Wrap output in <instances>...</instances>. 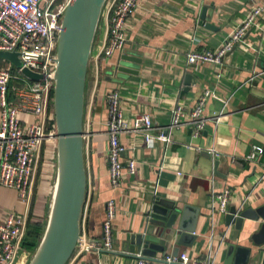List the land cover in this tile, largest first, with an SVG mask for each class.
<instances>
[{
	"label": "crops",
	"instance_id": "1",
	"mask_svg": "<svg viewBox=\"0 0 264 264\" xmlns=\"http://www.w3.org/2000/svg\"><path fill=\"white\" fill-rule=\"evenodd\" d=\"M115 1L107 0L104 5L87 72V187L81 216V234L99 240L106 202L115 200L114 250L87 252L68 264H137L135 257L126 253L139 249L131 248L132 236L163 228L150 216L155 199L180 209L189 205L192 214L199 210L198 238L191 246L180 245L179 252L187 251L196 259L212 255L215 264H224L230 245H234L230 264H242L247 251L248 264H264V242L254 241L264 220L245 219L239 229L235 224L227 225L225 213L213 210V194L224 189L230 191L229 208L264 204V11L221 65L188 66L186 57L189 51L220 47L249 9L262 0H140L126 26L124 49L106 59L103 51ZM0 64L6 66L1 60ZM11 70L15 77L9 96L15 99L19 85L28 77L19 74L14 63ZM205 89L214 90L217 96L208 99L206 117L220 115L223 99H227L220 122L209 121L197 137L188 125L173 128L172 141L167 145L157 141L154 147H148L143 132L127 129L120 134L126 147L121 160L126 163L134 158L136 173L131 175L125 169L120 186L114 188L108 163L106 94L111 90L120 93V108L129 127L136 115L148 113L156 133L170 123L176 105L190 110ZM53 108L50 105V112ZM21 116L25 121L33 119L27 114ZM257 146L263 153L255 159L247 158ZM211 147L221 155H209L207 149ZM53 154L50 145L44 147L30 198L23 199L16 189L0 186V222L10 211L33 220L46 219L53 196L51 183L57 176ZM214 158L219 160L217 167ZM174 245L170 243L167 254L172 253ZM30 252L23 248L15 264H28Z\"/></svg>",
	"mask_w": 264,
	"mask_h": 264
},
{
	"label": "built area",
	"instance_id": "2",
	"mask_svg": "<svg viewBox=\"0 0 264 264\" xmlns=\"http://www.w3.org/2000/svg\"><path fill=\"white\" fill-rule=\"evenodd\" d=\"M140 0H117L111 7L108 40L104 47V57L109 59L117 52H121L126 45V26L134 15ZM212 1V0H205ZM69 0H0V51L17 52L22 68L40 73L41 80L24 78L19 85L15 99L9 96L10 84L15 77L13 71L0 64V186L14 188L25 199L31 196L35 180L37 165L44 147L58 140L54 108L50 112V92L54 87L53 78L56 70L57 48L63 18ZM107 3V1H106ZM105 3V5H106ZM264 11V0L261 4L251 7L246 17L229 33L225 42L215 50L189 51L186 55L188 66L202 63L221 65L225 55L243 42L247 33L257 24L258 18ZM212 89H205L198 101L190 110L182 105H176L172 110V118L167 126L159 128L154 133V122L148 113L136 115L132 128L124 118L121 108V95L116 90L106 94L108 111L107 134L109 136L108 163L111 185L119 187L124 177V170L133 175L136 173L134 158L123 163L121 155L126 147L120 141V134L131 129L143 132L148 147H154L157 141L166 145L172 141L171 129L188 125L195 137L206 128L209 121L220 122V115L206 117L205 105L210 97H216ZM21 114L33 117L25 121ZM87 133L84 134L85 137ZM202 147L197 149L201 151ZM207 151L216 157L221 154L215 147ZM263 153V148L256 149L247 156L255 159ZM215 159V158H214ZM229 189L214 193L213 210L227 213L229 208ZM30 198V197H29ZM116 204L114 199L106 202V218L103 222L102 238L95 240L88 235L80 236L77 246L68 263L79 259L87 252L113 251L114 220ZM29 218L16 211H10L0 222V264H15L27 233ZM135 257L137 264H215L212 255L203 259L190 256L187 251L177 255H148L142 248L127 251ZM30 259L34 255L30 252ZM87 264H96L88 262Z\"/></svg>",
	"mask_w": 264,
	"mask_h": 264
},
{
	"label": "water",
	"instance_id": "3",
	"mask_svg": "<svg viewBox=\"0 0 264 264\" xmlns=\"http://www.w3.org/2000/svg\"><path fill=\"white\" fill-rule=\"evenodd\" d=\"M107 0H69L60 33L56 70L54 73V113L58 135L57 176L52 196L48 223L43 239L28 264H67L81 236V216L86 198L87 175L84 155L85 90L89 61L94 38ZM203 10L202 19L205 17ZM0 58L22 67L17 52L0 51ZM130 71L128 68H122ZM22 73L32 80L44 76L29 68ZM211 155L210 153H208ZM215 166L219 160L214 159ZM174 204H164L155 199L150 216L163 228L155 233H138L131 238V248H142L148 255L167 253L170 243L175 244L174 255L180 245L191 246L198 235L196 223L199 210L189 212ZM227 225L242 228L245 219L264 220V204L253 208L232 206L225 214ZM257 244L264 242V223L254 235ZM178 245V246H176ZM234 245H230V264ZM242 264H248V251Z\"/></svg>",
	"mask_w": 264,
	"mask_h": 264
},
{
	"label": "trees",
	"instance_id": "4",
	"mask_svg": "<svg viewBox=\"0 0 264 264\" xmlns=\"http://www.w3.org/2000/svg\"><path fill=\"white\" fill-rule=\"evenodd\" d=\"M50 105L54 106V87L51 89V92H50ZM38 170H39V167H38ZM48 216H49V213H48ZM48 216L46 217L44 221H38V220H33L29 218L28 226H27V233L22 243V247L24 249H27L33 253L36 252V250L38 249L43 239L44 233L46 231V227L48 223Z\"/></svg>",
	"mask_w": 264,
	"mask_h": 264
},
{
	"label": "rangeland",
	"instance_id": "5",
	"mask_svg": "<svg viewBox=\"0 0 264 264\" xmlns=\"http://www.w3.org/2000/svg\"><path fill=\"white\" fill-rule=\"evenodd\" d=\"M0 60L3 61V63H5L6 67H8L10 69L12 68V62L11 61H8L7 59H3V58H0ZM49 145L51 146L52 151L54 152L53 157H54V162H55V166H56V170H57V152H58L57 145H58V140L57 141H53V143H50ZM55 181H56V178H55ZM55 181H53L51 183L52 184V187H53V191H54ZM50 197H51L50 203H52V195Z\"/></svg>",
	"mask_w": 264,
	"mask_h": 264
},
{
	"label": "bare ground",
	"instance_id": "6",
	"mask_svg": "<svg viewBox=\"0 0 264 264\" xmlns=\"http://www.w3.org/2000/svg\"><path fill=\"white\" fill-rule=\"evenodd\" d=\"M54 189H55V186H54ZM54 192V191H53Z\"/></svg>",
	"mask_w": 264,
	"mask_h": 264
}]
</instances>
